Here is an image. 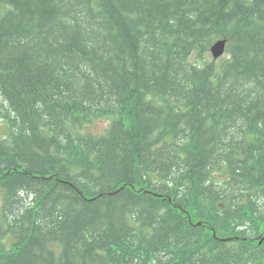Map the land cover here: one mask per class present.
Here are the masks:
<instances>
[{
  "label": "trees",
  "instance_id": "trees-1",
  "mask_svg": "<svg viewBox=\"0 0 264 264\" xmlns=\"http://www.w3.org/2000/svg\"><path fill=\"white\" fill-rule=\"evenodd\" d=\"M0 121V264H264V0H0Z\"/></svg>",
  "mask_w": 264,
  "mask_h": 264
},
{
  "label": "rangeland",
  "instance_id": "rangeland-1",
  "mask_svg": "<svg viewBox=\"0 0 264 264\" xmlns=\"http://www.w3.org/2000/svg\"><path fill=\"white\" fill-rule=\"evenodd\" d=\"M209 56L211 58H213V55L211 52H209ZM227 56H228V52H225V54L222 57L224 58ZM110 123H111V121L108 118L96 120L94 122V124L86 126L85 131L92 132V133L97 134V135L104 134L106 132L107 128L110 126ZM0 132L1 133L6 132V125H4V123H2V122H0ZM3 197H4V189L0 185V214L2 213Z\"/></svg>",
  "mask_w": 264,
  "mask_h": 264
},
{
  "label": "water",
  "instance_id": "water-1",
  "mask_svg": "<svg viewBox=\"0 0 264 264\" xmlns=\"http://www.w3.org/2000/svg\"><path fill=\"white\" fill-rule=\"evenodd\" d=\"M225 47H226V40H219L213 45L212 52L216 59L224 53Z\"/></svg>",
  "mask_w": 264,
  "mask_h": 264
},
{
  "label": "bare ground",
  "instance_id": "bare-ground-1",
  "mask_svg": "<svg viewBox=\"0 0 264 264\" xmlns=\"http://www.w3.org/2000/svg\"><path fill=\"white\" fill-rule=\"evenodd\" d=\"M109 119V118H108ZM110 120V119H109ZM111 121V120H110ZM0 122H2V121H0ZM2 123H4V122H2ZM111 124V123H110ZM5 125V124H4ZM89 125H91V124H89ZM88 126V125H87ZM86 127V126H85ZM85 127H83L84 129H83V132H85V133H92V132H87V131H85ZM109 128V127H108ZM107 128V129H108ZM106 133V132H105ZM104 133V134H105ZM92 134H94V133H92ZM104 134H100V135H104ZM94 135H97V134H94ZM99 136V135H98Z\"/></svg>",
  "mask_w": 264,
  "mask_h": 264
}]
</instances>
